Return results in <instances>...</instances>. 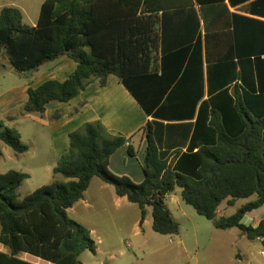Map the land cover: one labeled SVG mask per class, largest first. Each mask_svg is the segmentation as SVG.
<instances>
[{
  "label": "trees",
  "instance_id": "obj_1",
  "mask_svg": "<svg viewBox=\"0 0 264 264\" xmlns=\"http://www.w3.org/2000/svg\"><path fill=\"white\" fill-rule=\"evenodd\" d=\"M192 1L45 0L36 26L24 23L17 7L1 11L0 51L16 72L29 74L66 56L77 64L63 82L50 79L29 86L25 111L42 113L53 101L69 103L95 80L104 87L116 77L153 119L144 129L147 148L141 183L110 170V158L121 147L127 145L131 157L137 150L130 138L110 134L101 121L69 133V149L54 168L65 181L54 180L20 199L18 190L30 175L0 173V243L9 251H0V264H32L19 259L21 253L53 264H83L81 255L95 253L97 243L68 210L83 199L95 177L139 207L141 227L151 208L153 231L158 234H180L181 226L165 202L180 188L183 200L216 228H239L249 240L264 242V219L257 227L242 222L246 213L264 205V92L255 93L250 77L238 74L232 61L221 60L207 68L209 99L199 105L205 83L202 70H193V64L201 62L199 54L183 75L187 50L159 57L163 51L159 24L167 7L185 8ZM195 1L203 8L205 23L209 12L225 14L224 0L215 7L211 3L217 0ZM194 118V124L188 122L194 127L187 150L163 152L157 125L168 121L167 126L177 130ZM0 141L17 153L29 150L19 131L2 123ZM253 196L255 200L233 215L218 216L223 202L232 207Z\"/></svg>",
  "mask_w": 264,
  "mask_h": 264
},
{
  "label": "rangeland",
  "instance_id": "obj_2",
  "mask_svg": "<svg viewBox=\"0 0 264 264\" xmlns=\"http://www.w3.org/2000/svg\"><path fill=\"white\" fill-rule=\"evenodd\" d=\"M54 61L47 62L31 74H22L15 71L6 54L0 51V124L18 130L23 143L29 147L27 152L17 153L0 141V173L11 170L30 175L18 190L20 199L54 180L65 181L63 176L54 173V168L65 153L63 132L66 126L52 123V115L49 114L55 111L49 112L48 120L46 109L42 113L24 109L28 100L27 87L39 86L49 80L48 70ZM111 79L117 80L116 77ZM143 121L142 115H135L133 120L135 125L143 124ZM136 150L137 156L131 158L126 147L119 149L112 158V167L140 172L145 151L141 152L138 146ZM86 195L87 201L68 211L69 216L93 230L95 241L102 239L103 242L98 241L100 250L96 254L86 251L81 255L83 264H264L261 253L264 246L255 245L242 236L239 228L226 232L216 228L213 221L200 216L183 200L180 188L167 195L165 202L181 226L180 237L184 244L178 243V237L154 232L153 218L141 230L139 207L128 199L118 200L114 187L100 178L92 181ZM246 201L251 199H239L236 208ZM225 207L226 204L220 210L225 211ZM236 208H228V215L233 214ZM139 242L144 247L136 245ZM238 249L246 254L243 262L236 260ZM134 255L139 261H134Z\"/></svg>",
  "mask_w": 264,
  "mask_h": 264
},
{
  "label": "crops",
  "instance_id": "obj_3",
  "mask_svg": "<svg viewBox=\"0 0 264 264\" xmlns=\"http://www.w3.org/2000/svg\"><path fill=\"white\" fill-rule=\"evenodd\" d=\"M164 1L169 4V0ZM44 2L45 0H0V13L6 7H17L23 15L24 23L36 26L39 21L40 11H42ZM224 2L226 6L224 16L220 13L212 15V13L209 12L206 23L202 18L203 8L201 4L193 0L191 6L185 8L177 6H173L172 8L167 7L169 9H166L167 11L165 15H163L159 24L162 36L161 45L163 49L162 52H159L160 58L162 55L169 58L176 52L187 50L184 57L185 61L181 66V75H183L186 66L192 63L193 57L199 54L201 62L193 64L195 66L193 70L197 72L198 70L196 67H199L205 77L203 88L204 96L199 105L203 100L205 101L209 99L207 91V68L212 64H217L221 60L232 61L237 65L236 68L238 74L243 75L244 77H250L252 85H255V93L264 92V0H224ZM211 4L214 7L220 6L218 0L212 1ZM161 15L162 13L160 16ZM76 66L77 64L73 61V59L67 56L61 57L60 59L55 60L49 68L48 78L49 80L57 79L63 82L68 79L70 74L75 70ZM231 87L233 88L234 85ZM249 91H252V89ZM238 92H241V88ZM49 108L52 109L49 110ZM54 111L56 113L49 114V112ZM45 114L46 117L48 114L50 116L52 115L50 118L52 123H55L56 125L61 124L62 127L66 126L67 129L63 132L64 140L66 142L65 149H63L65 150V153H67L69 149L70 132L80 129L87 123L101 121L108 131H110V134H121L130 138L131 144L135 148L138 146L141 152L145 151L144 154L146 156L147 140L144 129L148 121L152 120L153 117L146 115L141 105L133 98V95L118 78L117 80H114L110 77L108 85L104 87L100 86L99 80L94 81L87 88H85V90L82 91L78 97L69 103L53 101L46 106ZM135 115H137V117H141V115L142 117L144 116L145 121H143V124H134L133 120L135 119ZM47 119L49 120L48 117ZM195 119L196 118L187 122H182V129L178 127L177 130H171V127L167 126L168 121H164L163 124L157 125L156 138L161 150L166 153L173 152L176 149L186 151L190 143V136L192 135L194 127L193 126L191 129V125L188 124V122H192L194 124ZM123 147L127 148V145ZM116 153L110 158V169L114 173L119 175L127 174L134 180L135 183H141L145 180L142 165L140 169L141 171H138V173L130 172L128 170L121 171L119 169H114L112 167V158L116 155ZM96 178L98 177H95L94 179ZM94 179H92V181ZM90 188L91 184L85 192L83 199L76 202L68 211L75 208L80 203L82 204L87 201L86 194H88ZM116 197H118L117 199L120 201L128 199L127 197H120L118 195ZM252 198H250L251 201L255 200ZM237 202L238 200L232 207L236 208ZM249 202L246 201L245 204ZM225 204V211H221L220 208ZM242 206L237 207L235 212ZM230 207L231 206H229L227 202H223L218 209V216L228 217L233 215L235 212L228 215V208ZM150 218H153L152 210L151 208H148L146 220L143 227H141L140 211L139 226L141 230H143L144 226L147 225ZM174 218L176 219L175 216ZM263 219L264 205L259 209L246 213L242 222L247 226L257 227ZM235 229L236 228L220 230L226 232L233 231ZM91 234L92 237H94L93 230H91ZM240 234H242V236H246L242 233V231ZM176 237H178L179 244H184L180 234ZM98 241L103 242L102 239H99L96 241L98 244ZM252 241L255 245L264 246V242L261 239ZM136 245L144 247V245L140 242ZM98 250H100V248L97 246V251ZM0 251L9 254L8 249L2 243H0ZM97 251H95L94 254H96ZM245 256L246 254L244 251L238 249L235 257L237 261L243 262L245 261ZM18 258L32 262V264H53L34 257L29 253H21ZM134 258L135 262L139 261V258L136 255H134Z\"/></svg>",
  "mask_w": 264,
  "mask_h": 264
},
{
  "label": "built area",
  "instance_id": "obj_4",
  "mask_svg": "<svg viewBox=\"0 0 264 264\" xmlns=\"http://www.w3.org/2000/svg\"><path fill=\"white\" fill-rule=\"evenodd\" d=\"M172 241V240H171ZM262 255L264 256V251H262Z\"/></svg>",
  "mask_w": 264,
  "mask_h": 264
},
{
  "label": "water",
  "instance_id": "obj_5",
  "mask_svg": "<svg viewBox=\"0 0 264 264\" xmlns=\"http://www.w3.org/2000/svg\"><path fill=\"white\" fill-rule=\"evenodd\" d=\"M32 70L29 72V74H31Z\"/></svg>",
  "mask_w": 264,
  "mask_h": 264
}]
</instances>
